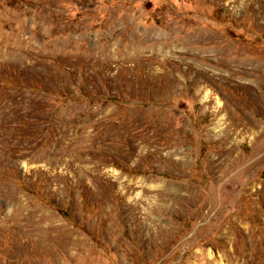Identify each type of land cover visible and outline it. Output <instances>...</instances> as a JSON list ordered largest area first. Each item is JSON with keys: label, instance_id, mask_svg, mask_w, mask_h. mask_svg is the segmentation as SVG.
Instances as JSON below:
<instances>
[{"label": "rangeland", "instance_id": "374dc122", "mask_svg": "<svg viewBox=\"0 0 264 264\" xmlns=\"http://www.w3.org/2000/svg\"><path fill=\"white\" fill-rule=\"evenodd\" d=\"M0 264H264V0H0Z\"/></svg>", "mask_w": 264, "mask_h": 264}]
</instances>
